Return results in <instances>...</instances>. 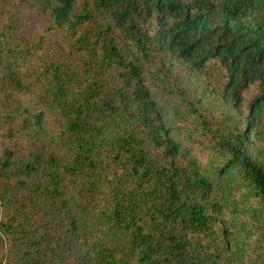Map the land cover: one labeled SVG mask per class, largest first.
<instances>
[{
	"label": "trees",
	"instance_id": "1",
	"mask_svg": "<svg viewBox=\"0 0 264 264\" xmlns=\"http://www.w3.org/2000/svg\"><path fill=\"white\" fill-rule=\"evenodd\" d=\"M0 134V264H264V0H0Z\"/></svg>",
	"mask_w": 264,
	"mask_h": 264
},
{
	"label": "rangeland",
	"instance_id": "2",
	"mask_svg": "<svg viewBox=\"0 0 264 264\" xmlns=\"http://www.w3.org/2000/svg\"><path fill=\"white\" fill-rule=\"evenodd\" d=\"M29 20L28 27L36 26V21L34 19ZM172 68V72L178 75L179 84L183 85L185 92L190 95L192 98L199 99L201 101L200 106L203 108L204 113L207 117V120L217 123L218 126L225 130L233 127L236 120L241 116L243 109L245 108L248 101L255 94L256 88L255 85L250 86V88L243 93L241 104L237 109H233L231 105L225 101L224 96L220 92V88L217 81V73L214 69L208 68L205 69L204 74H193L187 73L183 66L179 64L167 65ZM149 89L153 94V97L158 105L159 112L161 113L162 122L172 127L175 125V118L171 109L165 105L161 97L158 96L157 91L151 86L148 80ZM175 139L183 146L186 144V134L176 128L174 130ZM1 142V134H0ZM258 144H254L252 147L253 153L257 152ZM264 155V152H263ZM257 159L261 160V156ZM264 162V160H262ZM222 163V158L216 157L210 160V163L207 165V169L217 170L220 168ZM229 188L233 185V181H229Z\"/></svg>",
	"mask_w": 264,
	"mask_h": 264
}]
</instances>
